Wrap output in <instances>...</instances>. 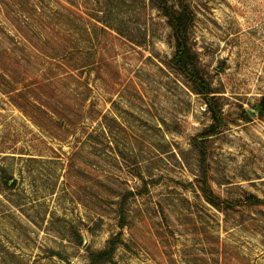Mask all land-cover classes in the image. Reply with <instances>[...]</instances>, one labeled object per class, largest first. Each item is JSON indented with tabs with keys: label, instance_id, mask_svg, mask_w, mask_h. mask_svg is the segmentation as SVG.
Masks as SVG:
<instances>
[{
	"label": "rangeland",
	"instance_id": "1",
	"mask_svg": "<svg viewBox=\"0 0 264 264\" xmlns=\"http://www.w3.org/2000/svg\"><path fill=\"white\" fill-rule=\"evenodd\" d=\"M0 264H264V0H0Z\"/></svg>",
	"mask_w": 264,
	"mask_h": 264
},
{
	"label": "trees",
	"instance_id": "2",
	"mask_svg": "<svg viewBox=\"0 0 264 264\" xmlns=\"http://www.w3.org/2000/svg\"><path fill=\"white\" fill-rule=\"evenodd\" d=\"M180 5H182V8H180ZM180 5H178L177 9L173 7L176 10L167 8L165 6L166 16L173 28V32L176 40V51L172 58V62L179 70H182L185 74L187 73L189 76H191L190 77L191 81L198 87L200 92L209 94L211 92L209 88V83L205 82L203 76L200 74V71L194 60L195 58L194 53L186 36V30L191 18L189 17V14L185 12L186 5L184 4H180ZM213 99L214 96L211 95L208 101L210 111L213 114L214 130L211 131H215L217 127H220L223 124V117L221 114V110L213 104L212 102ZM205 193L208 196V198L211 199V201H213L214 194L206 181H205ZM107 251H108L107 249H103L100 251L99 254L104 256V254L107 253Z\"/></svg>",
	"mask_w": 264,
	"mask_h": 264
}]
</instances>
